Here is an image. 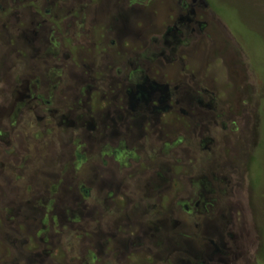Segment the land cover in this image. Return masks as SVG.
<instances>
[{"label": "flooded vegetation", "instance_id": "af4514ba", "mask_svg": "<svg viewBox=\"0 0 264 264\" xmlns=\"http://www.w3.org/2000/svg\"><path fill=\"white\" fill-rule=\"evenodd\" d=\"M150 6L0 0V264H257L252 93L189 66L206 0Z\"/></svg>", "mask_w": 264, "mask_h": 264}, {"label": "rangeland", "instance_id": "374dc122", "mask_svg": "<svg viewBox=\"0 0 264 264\" xmlns=\"http://www.w3.org/2000/svg\"><path fill=\"white\" fill-rule=\"evenodd\" d=\"M149 1L161 17L171 4V0ZM206 2L215 16L205 20L207 27L199 42L186 54L189 66L196 72H206L226 101L235 105L238 95L249 97L252 93L250 107L257 144L248 166L249 183L253 185L251 205L236 209L232 217L239 231L249 233L248 251H254L257 264H264V0ZM218 18L226 25L225 34L215 26ZM237 264L255 261L248 258Z\"/></svg>", "mask_w": 264, "mask_h": 264}]
</instances>
